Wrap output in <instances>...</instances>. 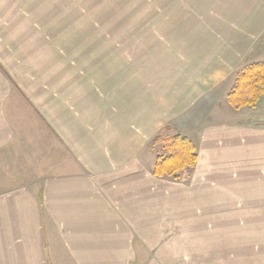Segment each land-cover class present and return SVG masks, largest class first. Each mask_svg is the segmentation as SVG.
<instances>
[{
  "label": "crops",
  "instance_id": "0c3cea01",
  "mask_svg": "<svg viewBox=\"0 0 264 264\" xmlns=\"http://www.w3.org/2000/svg\"><path fill=\"white\" fill-rule=\"evenodd\" d=\"M176 2L156 79L73 75L54 0H0V264H264V95L227 101L264 0ZM167 126L196 147L177 180L153 173Z\"/></svg>",
  "mask_w": 264,
  "mask_h": 264
},
{
  "label": "rangeland",
  "instance_id": "374dc122",
  "mask_svg": "<svg viewBox=\"0 0 264 264\" xmlns=\"http://www.w3.org/2000/svg\"><path fill=\"white\" fill-rule=\"evenodd\" d=\"M172 1L54 0L50 10L43 11V14L51 12L49 14L58 18L59 39L51 40L53 44L56 42L59 45V57H66L69 62L74 63L75 71L71 72L73 75L80 73L76 70L82 64H90L91 68L104 66L114 69L120 65L130 67L131 63H138L139 69L149 68L152 71L150 74H155L157 79V74H162L163 26L179 10L178 5L170 6ZM48 28L44 25V30ZM65 52L67 56H62ZM143 72L146 73L145 70ZM126 73L128 72H124V75ZM157 83L159 79L156 80V85ZM174 135L182 134H171L168 126L155 134V141L152 139L149 143L155 157L165 155L164 141Z\"/></svg>",
  "mask_w": 264,
  "mask_h": 264
},
{
  "label": "trees",
  "instance_id": "16d2710c",
  "mask_svg": "<svg viewBox=\"0 0 264 264\" xmlns=\"http://www.w3.org/2000/svg\"><path fill=\"white\" fill-rule=\"evenodd\" d=\"M264 95V62H251L240 69L227 95L228 103L238 109L256 106ZM155 141V138L153 139ZM165 155L156 156L153 173L178 179L183 170L189 172L196 161L194 142L182 135H174L164 141Z\"/></svg>",
  "mask_w": 264,
  "mask_h": 264
}]
</instances>
